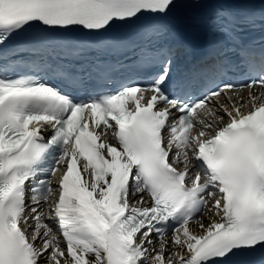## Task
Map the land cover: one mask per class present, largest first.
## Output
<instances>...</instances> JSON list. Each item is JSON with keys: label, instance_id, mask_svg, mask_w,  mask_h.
Returning <instances> with one entry per match:
<instances>
[{"label": "snow or ice", "instance_id": "obj_1", "mask_svg": "<svg viewBox=\"0 0 264 264\" xmlns=\"http://www.w3.org/2000/svg\"><path fill=\"white\" fill-rule=\"evenodd\" d=\"M229 7L0 0V60L111 48L123 33L158 56L146 85L86 101L0 77V264H264V49L242 38L256 18ZM190 26L213 63L177 77Z\"/></svg>", "mask_w": 264, "mask_h": 264}]
</instances>
